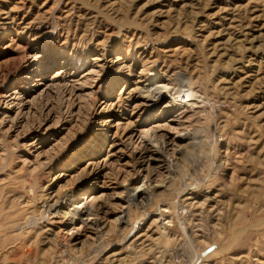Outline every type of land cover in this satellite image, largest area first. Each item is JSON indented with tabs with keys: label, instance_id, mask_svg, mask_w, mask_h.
I'll use <instances>...</instances> for the list:
<instances>
[{
	"label": "rangeland",
	"instance_id": "rangeland-1",
	"mask_svg": "<svg viewBox=\"0 0 264 264\" xmlns=\"http://www.w3.org/2000/svg\"><path fill=\"white\" fill-rule=\"evenodd\" d=\"M27 65L35 72L21 79ZM153 73L169 77L173 93L193 92L195 105L137 110L130 90ZM17 80L27 96L49 87L23 115L7 103ZM171 115L193 139L169 191L131 208L129 226L97 242L83 237L72 258L61 254L65 227L43 202H64L75 181L113 193L130 167L111 156V142L125 126L142 131ZM52 120L59 128L30 146L28 131ZM104 159L108 179L92 185ZM110 197L105 219L115 218ZM158 206H169V227ZM0 264H264V0H0Z\"/></svg>",
	"mask_w": 264,
	"mask_h": 264
},
{
	"label": "bare ground",
	"instance_id": "bare-ground-1",
	"mask_svg": "<svg viewBox=\"0 0 264 264\" xmlns=\"http://www.w3.org/2000/svg\"><path fill=\"white\" fill-rule=\"evenodd\" d=\"M32 59H34V57H32ZM102 67H103V65H102ZM102 67L100 66V68H102ZM33 72H35V70H32V67L27 65L24 72L21 74V79L22 78L23 79H29L32 76ZM96 73H97V71L91 69V71L87 75L92 76V74H96ZM168 78L166 79L163 76H160L156 73H153L150 75V78L147 80L148 81L147 84H145L143 86H139V82L136 80V82L134 83V86H135L134 89H131L130 91H136L139 94V100H140L139 102L140 103H138L136 105L137 110H138V108H143V109L153 108L154 106L157 105L158 102H161V101L165 102L163 105V109H165V110L167 109L169 111L171 108H175L176 106H178V104H187V105H191V106L195 105L197 100L194 99L193 96L191 97V94L193 92L190 91L191 94L188 93V95H186V93H185L186 90H182V91L180 90V92H179V89H176V92L173 93V88L171 87L172 84H171V81L168 80ZM172 79H174V78H172ZM17 83H18V85H16ZM19 83H21V81L17 80L15 85L11 89V91H10L11 94L9 95V97H11V99L7 103L9 105H15L16 107L18 106L19 113H20L19 115H23L25 113L30 112L31 105L35 101H37V99L41 95H43L45 90L48 89L49 87H45V89H43L41 91H37V90L34 91L36 94L35 96H32V95L27 96L29 93V91H27L28 88L24 87L23 89H21L19 86ZM115 84L116 83L112 84L113 88L115 87ZM36 86H37V84L35 85V87ZM82 86H84V84ZM84 88H80L78 90L79 91L81 90L83 92ZM70 92H71V94H70L71 96L72 95L75 96L74 88L70 89ZM91 93H90V95L85 94V96L91 97V95H92ZM129 93H131V92H129ZM176 93L178 95L180 93H184V95L182 97L178 96V95L175 96ZM78 96H79V93L76 97L79 99ZM81 97H82V95H81ZM83 99H85V97ZM87 100H85L86 103H88ZM7 101H8V99H7ZM173 102L177 105L174 104V106H172L171 103H173ZM84 104L85 103L83 102V105ZM103 104H104V106L102 107L103 110H105V111L106 110L107 111L112 110L113 106L111 105L110 102H108V103L103 102ZM84 107H86V106H84ZM90 107H88V108H90ZM107 111H106V113H107ZM103 114H105V112H103ZM170 117L171 118H169L168 122L166 121L167 124L164 123L165 125L162 124V125H158L155 127L150 125L151 126L150 128L143 129L142 131H137V130L135 131V130H132L129 126H125L124 128L125 129L128 128V129L125 130V134L123 135V139L120 140V143H119L120 145L116 142H113V141H115V139L112 141L113 143L111 142L110 146H118V150L116 152H114L111 156L116 157L118 160H126L125 166L130 167V170L128 171V174H130V177L128 179L125 178L127 176L124 177L126 179V181L123 178L124 181H119V182L117 181L118 183L113 182L114 183L113 185L114 186L116 185L115 188L112 189V191H114L113 193L109 194V193H105V192H100L99 194L95 195L93 193V189H90V188L88 189L87 187L85 188L84 186L81 185V183H79L78 181H75V183H73L74 184L73 186L71 184L70 185L71 187L63 190L61 196H62L64 202H59V204L55 205V207L53 209L51 208L50 205H48L49 199H47L45 202H43L44 206L46 208L49 206L48 207L49 208L48 213L50 212L49 218L53 220L52 222H55L56 220H60L59 222H55V224H59V223L62 224L63 223V226L65 227L63 230L61 228H59V232L57 233V236L60 239L59 250L61 251V254L63 253L65 255L69 256V258H72V256H74L76 250H78V248H77L78 245L83 244V240H82L83 237L86 239V241L97 242V241H99V239L101 238V235L104 232L108 234L113 230V228H115V229L118 228L120 230V228L129 226L130 223H129V215L128 214H129V212H130L129 210L131 208H134V207L146 208L147 206H152L155 203V198H156L155 193L158 189L163 188L166 191H169V184L168 183L175 178V177H173V175L175 173L174 167L177 165L179 157L186 153V149H187L188 144H185V143L187 141L193 139V136H191L190 132H188V130L186 131L185 129H183L184 128V126L182 125L183 123L181 124V127H183V128H180L179 127L180 125H178L176 123L178 120L175 119L174 117H172V115ZM49 123H50V121H45L42 124H40L38 127H35L36 129H33L34 131L33 130L28 131L30 133L29 135L32 136L31 139L29 138L30 140H32V143L30 144V146H34V144L36 142H38L42 139L44 140L43 136L46 132L53 130V129H56V128H59V126H60V122H58V121L52 120L51 121L52 124L49 125ZM97 124H98V122H97ZM110 124H112V122ZM66 125H67V123H66ZM63 126H65V125H62V127ZM22 127H24V126H22ZM60 129H61V127H60ZM78 129H80V128H78ZM163 131H164V133H163ZM76 132H77V130H76ZM73 136L74 135L72 134V137ZM115 136H116V134H115ZM97 138H95V139H97ZM95 139L93 138L92 142H94V145L97 146L98 141ZM68 142L69 141H67V143ZM65 145H67V144H65ZM86 145H88V144H86ZM94 148H95V150L98 151L97 147H94ZM52 150H54V149H52ZM42 153H44V152H39L37 154V157H41V155H43ZM92 158H93V156H92ZM39 159H41V158H39ZM73 159L76 160L77 158L76 159L73 158ZM110 160L111 159H104L103 167L100 169L102 171H99L96 174L95 180H94V182H92V185H94L101 178L102 179L107 178V176L109 174V172H107L108 171L107 168H109L112 165V162ZM40 163H43V162H40ZM73 163H75V162H73ZM96 164L99 166L100 162H98ZM44 166H46V165H44ZM74 166H73V169H74ZM71 167H72V165H71ZM72 177L74 178V176H72ZM77 178H79V177H77ZM110 178H111V176H110ZM163 178H164V180L161 181V179H163ZM80 180H81V177H80ZM165 180H167V181H165ZM69 183H71L70 180H69ZM102 184L104 185L106 183L103 182ZM163 192H164V190H163ZM160 195H161V193H160ZM160 195H157V196H160ZM110 196L112 197V200H114L113 205H115V207H116L115 208L116 213L114 214L115 218H112V219L106 218L105 219V214H107L108 211L106 210L107 207H106V204L104 201H106ZM167 204H171V203H167ZM167 208H159V206H158V209L161 210V212H164L165 214H167L166 216H164L165 217L164 220L166 221L164 223V226L166 225L169 227L170 225H168V224L172 223V220H168V218L171 217L170 216L171 214L168 215V213H170V210H168ZM136 210H139V209H136ZM157 212H160V211H157ZM171 213H173V211ZM144 215H146V214H144ZM151 218L153 219V217H151ZM159 218H158V220H159ZM142 219H144V218H142ZM160 220H161V218H160ZM157 223H158V221H157ZM138 224H139V222H137L136 224H133L131 226V228L129 229V232L126 236V239L132 238L134 236L133 234L135 233V229L137 228L136 225H138ZM161 224L163 225V223H161ZM172 224H171V226H173ZM162 228H163V226H162ZM177 232H179V231H177ZM166 233H167V231H166ZM169 233H171V232H169ZM179 234H180V232H179ZM167 235H169V234H167ZM161 238H163V237H161ZM57 242H59V240Z\"/></svg>",
	"mask_w": 264,
	"mask_h": 264
}]
</instances>
